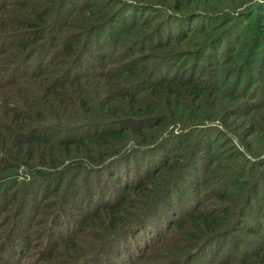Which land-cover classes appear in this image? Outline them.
<instances>
[{
	"label": "trees",
	"instance_id": "trees-1",
	"mask_svg": "<svg viewBox=\"0 0 264 264\" xmlns=\"http://www.w3.org/2000/svg\"><path fill=\"white\" fill-rule=\"evenodd\" d=\"M0 264H264V0H0Z\"/></svg>",
	"mask_w": 264,
	"mask_h": 264
},
{
	"label": "rangeland",
	"instance_id": "rangeland-1",
	"mask_svg": "<svg viewBox=\"0 0 264 264\" xmlns=\"http://www.w3.org/2000/svg\"><path fill=\"white\" fill-rule=\"evenodd\" d=\"M142 239V237L141 238H139V240H141ZM11 250H12V248H11Z\"/></svg>",
	"mask_w": 264,
	"mask_h": 264
}]
</instances>
